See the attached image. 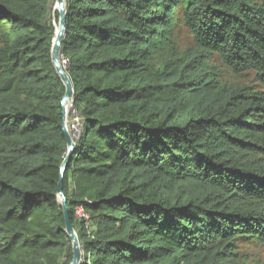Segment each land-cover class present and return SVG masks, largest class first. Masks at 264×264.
Listing matches in <instances>:
<instances>
[{"label": "trees", "instance_id": "1", "mask_svg": "<svg viewBox=\"0 0 264 264\" xmlns=\"http://www.w3.org/2000/svg\"><path fill=\"white\" fill-rule=\"evenodd\" d=\"M66 2L81 264H246L239 242L264 246V0ZM54 6L0 0V264L73 260ZM215 58L256 85L224 82Z\"/></svg>", "mask_w": 264, "mask_h": 264}, {"label": "water", "instance_id": "2", "mask_svg": "<svg viewBox=\"0 0 264 264\" xmlns=\"http://www.w3.org/2000/svg\"><path fill=\"white\" fill-rule=\"evenodd\" d=\"M66 6H67L66 0H56V5H55L54 10L58 11L60 20H59V26L56 29L55 37L53 40V46H52V63L66 88V93L62 101V106H63V115H64V132L67 138L68 152L62 164V167H61L62 176H61L59 186H58V197L61 202L64 216H65L66 232L72 242V247H73V260L71 264H81L83 261L84 253H83L77 232L72 225L70 215H69V207L67 203V198L63 191L64 173L66 172L69 166V163L71 161V157L73 155L75 145H76L74 137L67 127V112H66V107L68 104H71V106L73 107L75 89H74V86H73V83H72V80L69 74L65 70L64 65L66 63L63 62L62 60V44H63V40H64V37L66 35V30H67Z\"/></svg>", "mask_w": 264, "mask_h": 264}, {"label": "rangeland", "instance_id": "3", "mask_svg": "<svg viewBox=\"0 0 264 264\" xmlns=\"http://www.w3.org/2000/svg\"><path fill=\"white\" fill-rule=\"evenodd\" d=\"M56 5V0H55ZM55 8V6H54ZM55 10L53 9L52 17L54 19L55 24V17L54 13ZM181 9L176 11V19L177 23L173 29V37L176 39V42L179 48L184 51L188 47L193 45V37L188 33V31L184 28L183 22L181 20L178 21L180 18ZM215 64L219 65L223 69L222 80L227 82L229 85H236L239 87H254L256 85L254 79V73H248L240 77L234 76L230 70L222 66L219 59H213ZM70 109L68 110V112ZM79 118V117H78ZM67 127L73 137H77L79 134V127L80 125L77 122V115H75L74 111L71 109V113L67 118ZM81 210L78 211V214ZM238 251L241 257L245 260L246 264H264V246L258 244L257 242H252L250 240H242L238 244Z\"/></svg>", "mask_w": 264, "mask_h": 264}, {"label": "built area", "instance_id": "4", "mask_svg": "<svg viewBox=\"0 0 264 264\" xmlns=\"http://www.w3.org/2000/svg\"><path fill=\"white\" fill-rule=\"evenodd\" d=\"M65 63H66V62H65ZM77 122H78V124L80 125V119H79L78 117H77ZM79 214H80V215H84L82 210L79 212Z\"/></svg>", "mask_w": 264, "mask_h": 264}, {"label": "bare ground", "instance_id": "5", "mask_svg": "<svg viewBox=\"0 0 264 264\" xmlns=\"http://www.w3.org/2000/svg\"><path fill=\"white\" fill-rule=\"evenodd\" d=\"M68 105H71V104H68ZM68 105H67V107H66L67 118H68V116H69V112H68ZM70 109H71V108H70Z\"/></svg>", "mask_w": 264, "mask_h": 264}]
</instances>
